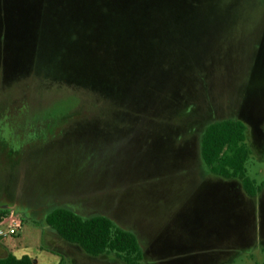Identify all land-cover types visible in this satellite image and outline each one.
<instances>
[{
	"label": "rangeland",
	"instance_id": "1",
	"mask_svg": "<svg viewBox=\"0 0 264 264\" xmlns=\"http://www.w3.org/2000/svg\"><path fill=\"white\" fill-rule=\"evenodd\" d=\"M17 1L36 18L35 0ZM43 2L45 29L9 23L7 5L5 24L0 17V198L17 204L20 212L9 213L23 222L7 236L13 253L34 264H124L53 235L44 218L63 205L107 212L135 230L146 253L141 264H149L147 222L137 216L152 208L162 247L199 227L196 247L251 241L228 264H264V0ZM77 2L86 14H76ZM223 118L246 125L258 197L242 196L239 182V192L214 185L188 164L181 144L193 145L199 161L203 128ZM159 161L158 184L168 189L150 201L143 181L152 171H142ZM171 164L189 166L173 174ZM167 236H174L168 245ZM198 251L194 264H210Z\"/></svg>",
	"mask_w": 264,
	"mask_h": 264
},
{
	"label": "trees",
	"instance_id": "2",
	"mask_svg": "<svg viewBox=\"0 0 264 264\" xmlns=\"http://www.w3.org/2000/svg\"><path fill=\"white\" fill-rule=\"evenodd\" d=\"M200 153L210 173L226 179H239L243 190L250 196L261 190L262 183H256L248 175L246 163L251 148L243 120L223 118L205 125L200 138ZM4 214L0 212V219ZM45 222L62 239L78 245L89 255L114 253L124 264H141L143 253L136 235L117 226L107 216L82 217L71 209L56 207L46 214ZM0 264H33V261L27 254L17 257L9 253L0 257ZM58 264H63V260Z\"/></svg>",
	"mask_w": 264,
	"mask_h": 264
},
{
	"label": "crops",
	"instance_id": "3",
	"mask_svg": "<svg viewBox=\"0 0 264 264\" xmlns=\"http://www.w3.org/2000/svg\"><path fill=\"white\" fill-rule=\"evenodd\" d=\"M28 1L32 4V0H27L26 1L27 4H28ZM82 1H86V0H80V2H82ZM35 2L38 4L37 7H41V9L39 11H35V13H34L35 14L34 17H36L35 19L29 20V18H32L30 16V15H32V13L28 14V10H26V7L23 4H21V3L19 4L17 0H5L2 4V7L0 6L2 9L1 15H0L1 24H5L3 22V20H6L4 18V15H5V7L7 5L8 6V19L11 20L9 23H14L16 25L33 23V24H35L37 26H41L43 29H45V26L43 25V23L39 22V19H40L42 10L45 7V6H43V3L46 4L47 2H43V0H35ZM177 3H179V1ZM31 4H28V5H31ZM78 7H79V2H77V5L75 6L76 14H86L84 12H80ZM9 23H8V25H9ZM10 28H11V26H8V29H10ZM9 34H11V32ZM88 39H91L90 36L88 37ZM129 39L134 40V41L139 43V40H137V38H130L129 37ZM117 48L120 50V54H127V52H129L128 48L127 49L125 48L124 50L122 49V47H117ZM117 48H115V49H117ZM140 48H142V47L140 46ZM132 49H137V48H132ZM130 54H135V50H133L132 53H130ZM145 62H146V60H145ZM145 68H148V67H145ZM201 135H202V132L198 138V146H197V150H196V156L198 155L197 157L199 158V161L193 160V158H192L191 146H193V145H191L190 143H188L187 145L181 144L184 147H188L187 148L188 154H189L188 164L196 166V168L199 170V173H200L202 179L206 177L205 179H207L208 181H210L214 185L221 184V185L227 186L228 188H232L234 190H237L238 187H236V185H237L236 182H239L238 184L240 185V188L242 190L240 192L238 190L237 191L242 196H244V197L248 196L249 197L250 195H248L243 190L241 182L239 179H237V178L226 179V178H221L219 176H213V175H212L213 177L210 176V172L208 171L207 167L205 166V164L202 160V157H201V153H200ZM155 153H157V152H155ZM162 166H164V165H162L161 162L159 161V163L157 165L149 164L148 166L144 167L145 170L142 171V172H145V171L151 172L152 171V173H150L146 177V179L143 181V183L144 182L147 183L145 185H147V187H148V191H149L148 196H152L150 201L153 199V195H155V196L161 195L162 191H164L165 188H167L166 185H168V184H158L160 182L159 179L163 174L161 171ZM188 166L189 165H187V166H184V165L175 166V165L171 164V166L169 165V167L172 169H176V170L168 169V172L172 171L173 174H177V173L182 172L183 169H186V167H188ZM246 166H247V163H246ZM147 169H149L150 171L149 170L147 171ZM157 169H158V171H157ZM247 171H248V168H247ZM139 175L140 174H138V178L141 177ZM207 176L210 178H207ZM165 193H167V192H165ZM165 193H162V195ZM245 195H247V196H245ZM259 195H261V194L257 193L256 195L250 196V197H256V196L258 197ZM7 196H8V194H7ZM105 201H107V199H105ZM56 207H65V208L71 209L76 214H78L82 217H91V216H95V215H104V216L109 217L117 226H119L123 229H126L128 231H131L136 235V237L138 239L139 246H140L142 253H143V258L141 260V263L143 261H145L146 253H145V250L143 249L141 238H140L139 234H137L136 231L133 230L132 228H130L128 226H123L122 224L118 223L115 220V218L111 216V214H109L107 212H99V213L83 215V214H80L77 211H75L73 208L63 206V205H58V206L52 207L50 210H48L46 212V214ZM116 208L120 209L119 204H116ZM11 209L12 210L14 209L17 212H20L19 209L17 210V204H15V203L8 204V197H6V198L1 197L0 198V212H4L5 214L0 219V257L5 256L9 253L14 254L13 252L16 250L17 245L8 241L7 236L11 234V233H9V229L11 227L17 226L18 227L17 231H19L21 229V225L23 223L20 218H17L18 217L17 214L14 215L13 214L14 212L9 213V210H11ZM149 209H150V213L148 212V210L145 209L146 211L144 213H142L140 216H137V219H138V217H140L139 221L141 219H143V221L147 222V223L143 224V226H144L143 231L148 236L146 244L148 246V253H149L148 263L149 264H163V263L164 264H169V263L194 264L195 260L200 256V255L195 254V250H199L198 252L203 253L204 255L207 254L206 256H210L209 258L211 260L210 261L207 260V261L211 262L210 264H228L229 260L235 259L237 256H240L243 253H245V251H247V250L250 251L251 249H249V247L251 245L252 246L254 245L253 244L254 242H251V241H246V242L242 241V242H240L241 245H239V246L235 245L234 246V245H230V244H224L225 241L224 242L220 241V243H216V244H208L210 241L204 240V241H201L199 246L196 247L195 242L191 241V240L193 239L194 236H196L197 234H199V232H201V231H199V227H198V228H196L197 231H195V232L191 231V233H188V232L186 233L188 235H191L190 237H186V239H179V242H176V243L173 242L174 244L172 243V245L175 246L174 249H171L172 245L166 246L167 248H164V247H162V245H160V242H162L163 240L159 241V237H161V234L164 232V230L163 229L162 230H156L158 228V226H155L152 224V217L153 216L151 215V213L153 212V209L152 208H149ZM151 210H152V212H151ZM142 215H143V217H142ZM44 220H45V218H44ZM45 224H46V222H45ZM4 225L7 226L6 229L2 228V226H4ZM46 225L53 232V235L58 234L51 226H49L48 224H46ZM47 227H46V230H47ZM174 232H178V231H174ZM173 237L174 236L165 237L166 245H168V241L170 239H172ZM251 237H252V235H251ZM56 238H58V237H56ZM249 239H250V237H248V240ZM245 244H248L249 247L247 248V246H245ZM260 247H262V246L260 245ZM14 255L17 257H20L23 254H19V255L14 254ZM62 256H64V258H65L64 254H62ZM99 256H101V255H99ZM214 256H215V259H214ZM94 257H97V256H94ZM189 257H191L190 260L188 259ZM205 259L200 260V261L201 262L205 261ZM32 261H33V259H32ZM33 264H34V262H33Z\"/></svg>",
	"mask_w": 264,
	"mask_h": 264
},
{
	"label": "built area",
	"instance_id": "4",
	"mask_svg": "<svg viewBox=\"0 0 264 264\" xmlns=\"http://www.w3.org/2000/svg\"><path fill=\"white\" fill-rule=\"evenodd\" d=\"M17 230H18V227H17V226H15V227H11V228L9 229V233L14 234V233H16Z\"/></svg>",
	"mask_w": 264,
	"mask_h": 264
}]
</instances>
